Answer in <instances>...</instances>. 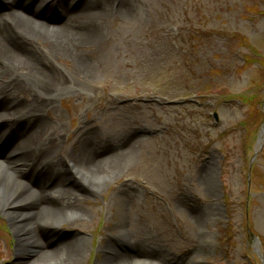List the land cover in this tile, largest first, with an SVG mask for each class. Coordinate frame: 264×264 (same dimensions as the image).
<instances>
[{
	"label": "rangeland",
	"instance_id": "1",
	"mask_svg": "<svg viewBox=\"0 0 264 264\" xmlns=\"http://www.w3.org/2000/svg\"><path fill=\"white\" fill-rule=\"evenodd\" d=\"M109 1L101 43L84 53L96 77L78 83L70 60L53 62L71 82L42 97L40 124L60 139L58 157L88 131L101 159L134 156L92 177L62 165L63 187L84 199L77 224L42 214L49 197L34 177L15 208L23 222L0 200V264H49L80 238V264H98L118 225L186 264H264V0H126L128 13ZM37 19L61 24L57 12ZM17 227L40 245L18 248Z\"/></svg>",
	"mask_w": 264,
	"mask_h": 264
},
{
	"label": "bare ground",
	"instance_id": "2",
	"mask_svg": "<svg viewBox=\"0 0 264 264\" xmlns=\"http://www.w3.org/2000/svg\"><path fill=\"white\" fill-rule=\"evenodd\" d=\"M73 1L75 4L69 0H0L5 7L0 13V146L11 149L9 155L0 157V200L20 222L25 217L16 214L15 208L28 200L22 189L27 187L29 178L34 177L41 185L38 194L42 199L48 194V203L41 206L44 216L60 212L75 219L69 221L71 224H77L85 221L78 220L84 215L80 207L84 199L63 187L62 165H67L65 174L81 172L92 177L94 172L99 174L105 168L117 170L135 153L127 148L126 152L101 159L100 154L104 153L99 152L97 140L88 131L79 137L77 151L72 147L58 157L62 149L60 139L47 137L40 124L41 113L51 106L42 97L64 89L71 82L53 62L70 60L78 83L93 80L97 75L84 53L101 43L96 24L106 19L113 7L109 0ZM116 1L121 12H129L126 0ZM52 12H57L61 24L53 26L37 19L39 14L50 16ZM23 80L31 83L41 96L32 94ZM18 192L22 193L18 196ZM117 230L102 243L98 264H186L187 258L173 255L154 239L150 244L138 230L125 231L123 225H118ZM22 232L17 227L18 248L40 245L38 239ZM87 246L85 238L61 243L49 252V264H80ZM39 262L36 258L29 264Z\"/></svg>",
	"mask_w": 264,
	"mask_h": 264
},
{
	"label": "water",
	"instance_id": "3",
	"mask_svg": "<svg viewBox=\"0 0 264 264\" xmlns=\"http://www.w3.org/2000/svg\"><path fill=\"white\" fill-rule=\"evenodd\" d=\"M214 117L217 118V115L215 114Z\"/></svg>",
	"mask_w": 264,
	"mask_h": 264
}]
</instances>
